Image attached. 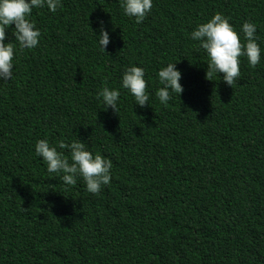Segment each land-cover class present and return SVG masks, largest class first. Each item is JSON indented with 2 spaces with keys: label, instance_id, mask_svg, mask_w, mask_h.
<instances>
[{
  "label": "trees",
  "instance_id": "1",
  "mask_svg": "<svg viewBox=\"0 0 264 264\" xmlns=\"http://www.w3.org/2000/svg\"><path fill=\"white\" fill-rule=\"evenodd\" d=\"M216 13L237 32L255 23L264 48V0H153L140 24L118 0L33 10L39 46L0 82V264H264V58H242L232 87L206 79L190 33ZM168 62L184 91L165 107L154 93ZM133 65L146 69L150 106L121 91L118 115L98 93ZM45 138L109 158L110 185L64 186L35 155Z\"/></svg>",
  "mask_w": 264,
  "mask_h": 264
},
{
  "label": "clouds",
  "instance_id": "2",
  "mask_svg": "<svg viewBox=\"0 0 264 264\" xmlns=\"http://www.w3.org/2000/svg\"><path fill=\"white\" fill-rule=\"evenodd\" d=\"M122 15L136 24L142 23L153 8V0H118ZM47 8L56 13L62 7V0H0V82L8 83L14 78L15 59L19 51L32 50L39 46L42 33L31 20L34 9ZM95 34L98 50H105L111 43V36L103 20ZM14 26V27H13ZM11 29L14 43H6V32ZM190 39L207 57L206 79L218 75L222 81L232 87L240 76L241 59L247 60L248 66L255 68L260 64L264 48L257 25L245 21L239 32L230 23V18L216 13L204 23L198 24L190 33ZM146 69L130 66L124 69L119 87L103 86L98 97L106 109L111 108L119 115L121 91L130 95L135 106L149 105L151 93L145 78ZM182 73L177 63L168 62L156 71L158 87L155 97L165 107L184 91L180 81ZM67 151V155L65 154ZM35 155L41 158L48 174L58 177L66 187L75 186L78 181L84 185L87 193L98 195L113 179V163L99 152L93 153L80 139L66 143L63 139L49 143L48 139H39L34 144Z\"/></svg>",
  "mask_w": 264,
  "mask_h": 264
}]
</instances>
